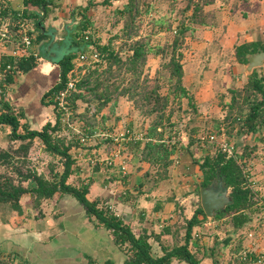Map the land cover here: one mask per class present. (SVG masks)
<instances>
[{"label": "crops", "instance_id": "0c3cea01", "mask_svg": "<svg viewBox=\"0 0 264 264\" xmlns=\"http://www.w3.org/2000/svg\"><path fill=\"white\" fill-rule=\"evenodd\" d=\"M5 1L17 14L21 15L26 7L30 14L16 22L7 15L1 17V22L9 23L13 33L19 20L27 23L31 44L28 47L29 53L23 54L22 57L34 55L36 65L26 72L15 69L11 78L14 82L20 80L18 87L21 89L20 94L23 93L17 96L16 103L23 104L33 120H39L44 107L42 94L58 80L59 64L56 60L59 55L68 51L69 47L66 44L64 48H56L54 45L58 43L61 46L66 42L63 41V32L76 22L75 14L88 2L93 4L97 0H48L45 10L33 5L28 6L24 0ZM100 2L106 4L103 0ZM206 7L214 11V17L211 24H199L195 27L196 37L191 41L193 53L188 59L198 58L208 63L210 69L203 74L208 73L206 76H210V79L208 78L206 83L199 80L203 86L197 90L196 97L199 105L212 103L211 105L216 106L219 103V92L215 87L219 85V80L215 78L221 76L224 80L221 83L228 87L230 81L239 86L246 81L247 74L254 68L248 71L247 61L243 63L236 60L234 47L244 42H255V51L262 48L259 45L264 44V0H215ZM36 11L42 14L38 20L42 25L40 29L47 34L39 41L35 38ZM14 42L15 39L4 45L0 44L1 59L12 60L10 53ZM13 60L18 59L13 57ZM223 64L229 65L228 72L224 71ZM216 67L217 71L214 70ZM255 67L264 71V62ZM183 69L185 70V64ZM200 74L197 70L192 73L197 78ZM48 79L51 83L45 87ZM229 100L230 97L225 96L221 106ZM32 127L34 128H30ZM263 132L264 129L259 133L247 134L253 139L251 145L262 143ZM207 152L206 150L205 153ZM124 154L127 159L125 172L120 170L117 163L112 167L98 163L86 169L83 182L88 184L87 197L100 199L129 224L136 234H149L151 253L159 255L163 252V247H171L183 241L186 219L194 210L191 208L193 203L189 201L190 193L180 197L175 190L167 188L170 177L159 180L155 185L151 184V180H143L149 164L139 161L136 152L128 151ZM194 155L191 153L189 161L180 162L185 168H190L191 165L193 172H199L201 175L198 164L194 162ZM171 156L173 162L170 172L179 165L176 164L179 161L176 153ZM174 159H177V162ZM246 169L250 186L259 195L264 196V185L258 182L261 176L256 172L255 165L252 168L247 166ZM76 170L73 172L81 173ZM188 173L187 177L191 176L192 172ZM20 204V211L9 209L5 205L0 208V264H88L89 261L121 264L125 259V251L113 240L109 229L91 220L83 204L72 194L56 192L52 197L43 198L37 204L33 203L31 196H23L20 198ZM241 213L246 217V221L241 225L239 220H233L229 215H214L194 225L189 248L199 253L201 261L205 263L216 261L217 264H240L237 255L238 251L248 244L246 232L264 225V206L257 202ZM235 221L238 224L234 223ZM261 244L264 242L260 241L259 245ZM170 264L188 263L173 259Z\"/></svg>", "mask_w": 264, "mask_h": 264}, {"label": "trees", "instance_id": "16d2710c", "mask_svg": "<svg viewBox=\"0 0 264 264\" xmlns=\"http://www.w3.org/2000/svg\"><path fill=\"white\" fill-rule=\"evenodd\" d=\"M47 1L24 0L26 5L37 6L44 10L46 9ZM103 1L108 3L110 0ZM140 1L126 0L120 8L125 18L124 31L131 29L134 17L142 13ZM146 1L142 0V3ZM214 1L187 0L182 11L189 10V13L184 18H187L188 23L184 25V19H182L176 24V28H172V23L166 19L167 24L161 26V28L172 32L170 40L163 45L157 44L154 47L148 44L146 37L139 36L128 43L130 51L124 55L120 54L109 42L101 43L92 38L90 34L82 33L88 27V22H90L86 11L91 2L83 6L82 10L77 12L79 20L69 28L67 27L63 32V38H65L63 41H66L67 38V45L70 48L59 55L56 60L59 64V79L41 97L42 103L53 104L54 121L46 120L39 128H30L25 124L23 131H20V116L23 115V110L15 111L9 102L3 101V107L0 111V125L6 124L10 127L8 132L10 139H27L28 141L34 138L40 139L46 150L62 158V169L54 171L51 177H45L36 171L23 173V179L32 178L33 184L31 186L22 184L21 181L14 182L10 177L4 176L2 180L0 179V206L5 205L7 208L20 211V198L23 193H29L34 204L39 203L43 198L52 197L56 192L70 193L83 204L91 220L109 229L113 240L125 251L126 257L121 264H170L173 259L185 261L188 264H217L216 261L212 263L202 262L201 255L189 248L193 226L207 219L200 201L195 206L192 215L186 219L183 241L171 247H163L161 254L153 255L148 239L149 234H136L130 225L125 223L107 205H100L96 199H89L87 197V183L74 184L69 181V175L78 167L75 161L76 158L70 152L72 142L62 136L53 134V131L58 130L62 126L61 111L56 108L54 95L65 86L68 80L73 78L74 70L78 67L74 61L78 53L84 51L90 54L96 51L98 52L99 60L95 61L92 66L88 65L84 72L74 81V87L70 90L67 98L68 106L76 109L79 100L85 102L88 109L89 104L94 102V110L99 111L109 101H113L114 104L121 95H127L136 106L141 105L140 101H146V105L141 112L144 115H153L151 124L146 130V137L145 139L138 138L128 146L133 152L137 153L139 161H145L149 164V168L144 172L143 180H151V184L155 185L159 180L167 178L173 162L171 155L178 147L179 142L176 138L172 139L171 133L167 134L166 137L164 136L166 123L163 122V119L166 107L169 104V97L172 95L173 99L177 98L178 107L180 106L181 98L185 97L187 104L191 106L193 111H196L193 95L188 92L182 81L184 69L182 63L183 52L180 50V46L186 37V31L192 32L194 30V24H211L214 11L206 6ZM27 10V7L23 8V12L19 15L16 10L8 7L5 0H0V17L2 18L10 15L16 22L19 18L30 15ZM35 16L37 30L35 38L39 41L45 38L47 34L40 29L42 25L38 20L42 14L36 11ZM173 29L175 30L174 32ZM128 34L129 37H133L137 35V30ZM259 46L263 48L264 44ZM256 49L257 43L255 42L237 44L234 47L236 60L243 63L246 62V54ZM151 50L153 53L160 54L163 67L168 70L169 87L164 94L157 90L158 86L150 87L146 85L145 83L149 78L142 75L146 54ZM35 59L34 55L21 57L15 61V69L26 72L36 65ZM123 68L124 71H129L130 73L127 84H123L121 81L117 82L115 79L109 80L116 73L123 71ZM259 68L254 67L247 74V79L242 86H231L228 88L230 100L228 103L223 104V108L226 109L225 115L221 120L216 121L214 133L223 132L226 134V139H229L241 134L259 133L264 129V71ZM173 109V107H170L169 112L166 114V121L170 129L176 132L174 129L175 122L170 120ZM112 110L113 106L111 105L110 111ZM193 140V138H189L186 145L187 148L190 147ZM206 142L212 143H209V146L214 152H207L200 160L194 158L202 172V179L199 185L207 186L216 177L221 178L224 186L229 187L232 200L227 204L225 211L218 212L216 216L229 215L233 220H239L241 225L246 221V217L242 215L241 211L248 209L254 203H260L261 199L264 201V196L259 195L250 186L247 177L248 172H246L247 169L244 167L246 166L247 157L253 153L256 146H248L246 144L241 152L227 155L226 151L220 148V145H215L213 141ZM122 147L124 146L122 145ZM20 148H26V145L21 144ZM8 155L7 150L0 151V161L2 157L5 156L6 159ZM197 191L199 193V188ZM262 205L264 206V202H262ZM234 223L238 224L236 221ZM107 263L110 262L93 263L89 261L88 264Z\"/></svg>", "mask_w": 264, "mask_h": 264}, {"label": "rangeland", "instance_id": "374dc122", "mask_svg": "<svg viewBox=\"0 0 264 264\" xmlns=\"http://www.w3.org/2000/svg\"><path fill=\"white\" fill-rule=\"evenodd\" d=\"M100 1L101 0H97L95 3L91 4L90 8L86 11V15L88 16V20L90 22H88V27L82 31V33L90 34L91 37L98 42H109L122 55L130 51L128 49V43L139 36L146 37L150 46L155 47L157 44H165L168 40H170L172 32L161 28V26H165L168 20L170 23H172V28H176V24L184 19L189 13V10L182 11V8L187 0H147L144 3H142L141 0L140 7L142 13L138 14L132 20L133 27L127 31H124L125 18L121 13L122 9L120 8L123 6L126 0H110L106 4H101ZM75 20L76 22L79 20V15H77V13ZM187 23L188 22L186 18L184 19L183 24L185 25ZM197 25L199 24H194V30L192 32H189V30L186 31V37L180 46V50L183 52L182 63L185 64L182 81L185 80L183 81L184 86L187 87L188 92L193 95V103L195 105L196 111H193L191 106L187 104V99L185 97L181 98L180 106L178 107L177 98L173 99L172 95L170 94L171 96L169 97V104L166 107L165 116L163 119V122L166 123L164 128V136L166 137L167 134L171 133L172 139L176 138L179 141L178 147L173 153H176L178 156V158H174L179 160L178 163H176L179 165L175 167L176 169L172 168L175 171L171 170L170 176H168L170 177V180L167 188L172 189L173 191L175 190L174 192H176V194H178L180 197L190 193L189 201L191 200L190 202L193 203L191 207L192 209H194V207L200 201L197 190L199 188V182L201 180L200 178H202V173L199 175V172H193L191 165L190 168H185L184 164H181L180 161H189V159L192 157L191 153L195 154L194 158H198L200 160L203 158L204 154H206V150L208 152H214V150H212L209 146L210 142H206L208 141L206 139H200L199 135L205 136L209 132H213V134L218 135L217 138L222 137L225 141L234 145L233 153L241 152L246 144L248 146L253 144V139L251 140L250 137L245 134L226 139L225 133H214L216 121L221 120L225 115L226 109H224L221 105L225 96H230L228 88L235 86L234 83L232 84V81H230V85L228 87L224 83H221L224 81L221 76L218 75V78H215L219 80V85H215V88L219 92L217 94L219 97L218 105L213 106L211 105L212 103H204L199 105V102L197 101V90L199 87L203 86L202 82L199 83V80H204L206 83L207 79H210V76H206L208 73L203 74L210 69L206 60H201L198 58L193 60L191 58L188 59V57L192 56L191 54L193 53L192 50L194 47L192 46L191 41H193L196 37L195 27H197ZM134 30H137V35L129 37L128 33ZM174 31L175 30L173 29V32ZM67 43L68 41L66 38V42L64 44L60 46L58 43H55L54 47L64 48ZM69 48L70 47H68V49ZM97 60L81 62L77 59V57H75L74 61L78 67L75 68L74 76H72L73 78L71 79L76 80L77 77L84 72L88 65L92 66ZM223 66L224 71L228 72L229 65L225 66V64H223ZM78 69L81 71L79 72ZM142 70V75L149 78V80L145 83L146 85L150 87L158 86L157 90L162 94L168 91V70L163 67L160 54L153 53L152 50L149 51L146 54V61L142 67ZM194 70H197V72L201 73L198 78L192 75ZM214 70L217 71V67ZM129 76V71H124L123 68V71L121 70L120 73H116V75L110 77L109 80L111 81L115 79L117 82L121 81L123 84H127L129 81ZM123 77L124 79H122ZM5 81L6 83L2 85V81L0 80V110L3 107V101L9 102L15 111L20 109L23 110V115L20 116V131H23V126L25 124H27L29 127L34 126V128H39L43 124L42 122L45 120H51L52 122L54 121L55 112L53 104H44L43 113L41 115L42 117L39 120H33L32 116L29 115L26 108H24L25 106L23 104H18L16 103L18 101H15L18 95L23 94H20L21 89L18 87L20 80L19 82L15 81L16 83L12 78L6 79ZM50 83L51 80L48 79V81L44 84L45 87ZM243 84L237 87H240ZM140 103V106H136L127 95H121L114 104L113 101H109L99 111L94 110V102L89 104L88 109L86 107V103L79 100L76 109H72L68 106L70 111L69 116L63 117V120H61L62 126L58 130L53 131V134L56 135L60 133V137L62 136L64 139L70 140L72 142L70 149L72 154L76 153L75 150L79 145L78 138L80 134L83 133L91 135L87 141V144L83 146L84 152H86V154L76 157L75 160L78 162V170L81 173L72 172L71 176L69 175V181L74 184L84 183L83 181L85 180L84 174L86 169L89 166H96L98 164L95 163L97 160L91 162L88 157L90 153L88 152H92L91 154H97L100 156L99 160H103L100 164H104L108 167H112L116 164L113 163L112 165H108L106 163V159H104L106 153L108 152V147L114 145V143L111 145L112 141H109L110 137H105L102 135V132H104V134L107 133L112 135L115 131L123 129V127H130L135 133H138L140 138L145 139L146 130L151 124L153 115L142 114L141 110L145 107L146 101H140ZM111 105L113 106L112 111H110ZM26 107L28 108V111H30L28 105H26ZM170 107L174 108L171 111L170 120L175 122L174 129L176 132L170 129L166 121V114L169 112ZM9 128L10 127L8 125H0V151L7 150L9 153L6 159L4 156L0 161L1 180L4 178V176H6L10 177L14 182L21 181L22 184L31 186L33 184L32 178L29 177L27 179H23V173L36 171L37 173L43 174L45 177H51L54 171H60L62 169V158L59 155L46 150L45 145L40 141V139L34 138L31 141H28L27 139H10L8 136ZM190 137L194 140L190 147L187 148L186 143ZM261 141L262 143H256L255 149L257 150L247 157L246 162H248V165L244 167L245 169L247 166H251L252 168L255 165L256 172H259L261 176L258 182L264 185V132L262 133ZM134 142L135 141H128L123 143V154H127L128 151L133 152V150H131L128 145ZM213 143L219 146L218 142L213 141ZM21 144H25L26 148H20ZM130 159H132V157H130ZM177 159H174V161L177 162ZM125 171H127V169H125ZM185 171H190V173L192 172L191 176L187 177L189 173L187 174ZM194 184H196V186H194ZM28 194L29 193H23L21 197L30 196ZM97 201L100 205L104 204L100 199ZM1 207L2 206H0V208Z\"/></svg>", "mask_w": 264, "mask_h": 264}, {"label": "built area", "instance_id": "2783aa9c", "mask_svg": "<svg viewBox=\"0 0 264 264\" xmlns=\"http://www.w3.org/2000/svg\"><path fill=\"white\" fill-rule=\"evenodd\" d=\"M16 31L13 33L9 27V23H2L0 17V44L4 45L9 40L15 39L14 45L11 48L12 60H3L0 58V80L2 81V85L6 83V79H9L13 76L15 70V61L13 57L19 59L23 56V54H28V47L31 44V35L27 30V23L23 21H18ZM15 36V37H14ZM99 57L98 52L94 51L90 54L87 52H79L77 55V59L81 62H86L89 60H97ZM13 78V77H12ZM59 79V75H58ZM74 79H70L66 82L65 86L61 88L55 95L54 100L56 103V108L61 111L63 117H68L70 114L68 107V94L71 89L74 87ZM68 123V122H67ZM60 136L61 134H56ZM63 135V134H62ZM102 135L105 137H110L109 141L114 143V145L108 147V152L104 159H106V163L108 165H112L113 163H117L121 171H125L127 169V159L126 156L122 152V145L128 141H135L140 136L138 133H135L130 127H123V129L119 131H115L112 135L102 132ZM91 135L81 133L79 136V145L75 150L76 153L73 154V157H79L80 155L86 154L84 152L83 146L87 144L88 139ZM218 135L213 133H208L207 135H199L200 139H206L208 141H216L219 143L220 148L223 151H226L227 154L232 155L234 151V145L224 140V138H217ZM89 159L91 162L97 160L95 163H101L103 160H99L100 156L97 154H91L92 152H88ZM95 155V156H94ZM105 161V160H104ZM248 177V174H247ZM249 178V177H248ZM260 202H264L262 199ZM248 237V244L243 246L238 251V261L240 264H264V244L259 245V242H264V225L257 229H250L246 232Z\"/></svg>", "mask_w": 264, "mask_h": 264}, {"label": "water", "instance_id": "95a60500", "mask_svg": "<svg viewBox=\"0 0 264 264\" xmlns=\"http://www.w3.org/2000/svg\"><path fill=\"white\" fill-rule=\"evenodd\" d=\"M247 56V70L262 65L264 62V48L249 52ZM200 204L207 217L211 218L220 211H225L232 198L228 186H224L221 178H218L217 185L212 182L207 186L199 185Z\"/></svg>", "mask_w": 264, "mask_h": 264}, {"label": "flooded vegetation", "instance_id": "af4514ba", "mask_svg": "<svg viewBox=\"0 0 264 264\" xmlns=\"http://www.w3.org/2000/svg\"><path fill=\"white\" fill-rule=\"evenodd\" d=\"M217 180H218V177H216L215 180L212 182V184H213L214 186L217 185Z\"/></svg>", "mask_w": 264, "mask_h": 264}]
</instances>
